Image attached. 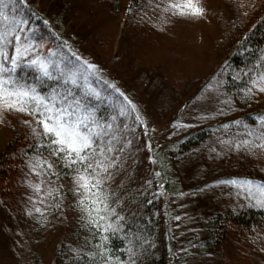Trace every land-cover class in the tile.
<instances>
[{
	"label": "trees",
	"instance_id": "trees-1",
	"mask_svg": "<svg viewBox=\"0 0 264 264\" xmlns=\"http://www.w3.org/2000/svg\"><path fill=\"white\" fill-rule=\"evenodd\" d=\"M2 1L0 25L6 18L24 21L16 30L20 46L27 50L22 59L47 58L55 65L50 78L29 67H22L17 74L34 83L42 95L55 92L68 99L71 92L73 103L79 100L84 109H91L87 119L100 125V135L87 162L73 163L61 152L53 154L55 146L48 141L49 136L34 132L29 125L12 119L0 123V253L3 249L9 264H173L174 247L163 236L170 215L166 196L178 191V181L171 178L174 171H169L172 158L210 141L221 129L256 125L264 114V106L253 104L243 92L250 71L257 65L264 67V3L214 70L217 74L220 71L231 103L224 106L220 102L213 113L217 117L152 146L148 153L142 146L147 133L141 130L132 108L136 102L122 85L119 87L118 78H112L108 67L104 70L115 82L96 78L99 82L90 87L73 63L82 50L62 22L48 19L29 0ZM136 1L119 4L103 0L107 21L117 24L114 41ZM6 40L15 45L5 48L11 54L16 48L15 34ZM73 70L80 75L74 84L64 79ZM210 76L202 78L203 83ZM258 167L262 168L257 175L248 173L243 178L264 183V159ZM218 176L227 180L241 173ZM157 179L162 181L161 193H157ZM62 210L70 212L68 225ZM202 223L204 236L190 242L202 251L221 247L226 264H247L258 243L264 242V206L237 210L229 203L219 204ZM43 232L50 237L48 243L43 241ZM66 235L68 242L62 239ZM101 245L106 250L103 255Z\"/></svg>",
	"mask_w": 264,
	"mask_h": 264
},
{
	"label": "rangeland",
	"instance_id": "rangeland-1",
	"mask_svg": "<svg viewBox=\"0 0 264 264\" xmlns=\"http://www.w3.org/2000/svg\"><path fill=\"white\" fill-rule=\"evenodd\" d=\"M115 1L121 4L123 0ZM4 2L0 1L1 8L5 6ZM29 2L48 19L62 22V27L81 48L82 54L75 55L78 61L73 60V63L80 75L84 73V83L92 87L94 82H99L96 78L114 83L106 74V67L112 78H118L119 87L122 85L136 102L131 104L137 116L135 119H140L141 130L147 133L142 146L150 153L152 146L217 117L213 113L218 110L220 102L224 106L231 103V94L223 88L220 71L217 74L214 70L231 42L239 38L242 28L260 10L264 0H192L193 6L202 9L199 13L185 6L187 0H137L127 12L115 41L117 24L116 21H113L115 24L107 21L109 16L104 14L106 5L103 0ZM180 8L184 11L181 12ZM153 27H156L155 30ZM17 28L14 18L3 21L0 34H4L5 39L0 46L4 49L15 46L6 39L9 36L7 33ZM255 67L250 71L243 92L248 94L253 104L264 106V91L252 83L264 72V67ZM75 73L73 70V77L80 78ZM208 73L211 76L208 82L203 83L202 78ZM5 119L29 125L34 132L45 135L42 125L28 112L0 108V123ZM262 134L264 123L221 129L210 141L193 145L180 156L172 158L169 171H174L171 178L178 181V191L166 196V211L170 215L166 222L168 229L163 236L169 242L167 244L171 243L174 247L173 264H226L221 247L202 251L197 248V243L190 240L204 236L202 222L219 204L229 203L237 210L264 206V200L248 194L247 186L241 188L239 184L227 183L230 180L243 181V175L248 173L257 175L262 168L258 167L259 162L264 159ZM45 136H49L51 143L56 139L54 134ZM245 140L247 144L242 143ZM238 142H241L240 146H237ZM146 161L151 168L148 154ZM155 166L153 162L152 167ZM227 172H239L241 176L219 180L218 174ZM251 181L254 192L258 185L264 184L254 179ZM161 186L162 181L157 179V193H161ZM64 214V224L68 225L70 212L65 211ZM41 235L48 243L49 235ZM67 237L62 239L68 242ZM49 245L45 248L48 249ZM3 254L2 249L0 264H9ZM247 264H264V242L258 243Z\"/></svg>",
	"mask_w": 264,
	"mask_h": 264
},
{
	"label": "snow or ice",
	"instance_id": "snow-or-ice-1",
	"mask_svg": "<svg viewBox=\"0 0 264 264\" xmlns=\"http://www.w3.org/2000/svg\"><path fill=\"white\" fill-rule=\"evenodd\" d=\"M173 6L179 7V5ZM185 6L194 13L202 11V9L193 6L192 0H187ZM180 11L183 12L184 8H180ZM16 22L24 23V21ZM7 34H15L16 48L9 54L3 46H0V108L28 112L35 116L36 120L42 125L44 134H54L56 137L55 141H52L55 146L53 154L61 152L73 163L77 160L86 163L87 158L96 146L95 139L100 135L98 131L100 125L87 119L91 109H84L79 100L73 103L71 92L67 93L68 99L64 95L55 92L49 93L48 96L42 95L37 91L34 83H27L21 75H18L17 73L22 67H29L35 68L41 76L50 78L55 65H52V62L47 58L22 59L23 56H27V50L19 44V33L13 29L12 32ZM4 39V34H0V45L3 44ZM28 48L31 49V46L29 45ZM89 67H92V65H89ZM64 79L72 84L76 82L71 73L64 76ZM252 83L258 89L264 91V72L260 73ZM58 103L59 106H57ZM258 123H264V114L258 117ZM251 134L250 132L249 135ZM240 143L238 142L237 146H240ZM242 143L247 144L248 141L245 140ZM261 145H264V139H261ZM88 167H91V165H88ZM88 179H91V177H88ZM227 183L239 184L241 188L247 186L250 196L258 200H264V184L258 185L254 192L252 188L253 181L251 180L244 179L239 182L230 180ZM101 231H104V229H101ZM102 239H107V237ZM105 251L101 245V255Z\"/></svg>",
	"mask_w": 264,
	"mask_h": 264
}]
</instances>
